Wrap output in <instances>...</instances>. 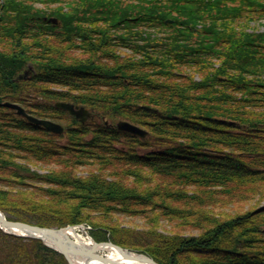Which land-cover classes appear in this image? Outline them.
<instances>
[{"label": "trees", "instance_id": "16d2710c", "mask_svg": "<svg viewBox=\"0 0 264 264\" xmlns=\"http://www.w3.org/2000/svg\"><path fill=\"white\" fill-rule=\"evenodd\" d=\"M263 21L264 0H0V210L158 264H264ZM0 264L68 262L0 229Z\"/></svg>", "mask_w": 264, "mask_h": 264}, {"label": "water", "instance_id": "95a60500", "mask_svg": "<svg viewBox=\"0 0 264 264\" xmlns=\"http://www.w3.org/2000/svg\"><path fill=\"white\" fill-rule=\"evenodd\" d=\"M50 21L56 23L55 18H50ZM26 72V71H25ZM6 106H13L16 108L17 113H24V109L21 106H17L13 103H4ZM55 104L60 107L66 109L69 114L75 115L81 122L85 121V119L90 115L89 110L85 107L70 104L68 102H55ZM27 117L38 124H42L44 127L51 131L60 132L62 127L51 120L48 119H39L34 116ZM116 127L127 132H132L138 135H145L144 130L133 123H128L124 120H118ZM68 227H52V226H41L37 224H31L28 222H23L19 220H9L7 216L3 212L0 211V228L2 231L9 233L11 235L22 236V237H31L40 239L46 246L52 247L57 252H60L67 260L69 264H121L119 261L115 259L109 258L108 255L103 253V248L109 246L116 248L123 258L138 260L144 264H158L152 257L147 254L132 252L128 248H123L118 244H115L110 241H101L92 244L91 248L83 247L82 245H77L73 239L64 234V231L67 230ZM102 253V254H101ZM92 256V257H91Z\"/></svg>", "mask_w": 264, "mask_h": 264}, {"label": "rangeland", "instance_id": "374dc122", "mask_svg": "<svg viewBox=\"0 0 264 264\" xmlns=\"http://www.w3.org/2000/svg\"><path fill=\"white\" fill-rule=\"evenodd\" d=\"M59 5V3L56 5H53V6H58ZM51 18H53V17H51ZM49 20H50V18H49ZM54 23V22H53ZM263 23H264V21H263ZM260 28L262 29V30H264V26L263 25H260ZM31 64H29L28 65V67L26 68V69H24L23 71H21L18 75H17V77H19V78H24V77H28V75L30 74L29 72H30V68H31ZM26 71V72H25ZM63 101V100H62ZM62 101H60V102H62ZM9 103H13V104H16L17 106H20V104H18V103H16V102H11V101H8ZM8 102H4V103H8ZM55 102H57V101H55ZM55 102H54V104H55ZM59 102V101H58ZM64 102H68V103H70V104H75V103H71V102H69V101H64ZM5 105V104H4ZM56 105V104H55ZM76 105H79V104H76ZM57 106V105H56ZM80 106H82V105H80ZM7 107H11V108H13L14 110H17L16 108H14L13 106H7ZM22 107V106H21ZM83 107H85V106H83ZM23 108V107H22ZM86 108V107H85ZM24 109V108H23ZM87 109V108H86ZM88 110V109H87ZM90 112V111H89ZM69 113V112H68ZM19 114V113H18ZM90 115L85 119V121L86 120H88V119H90V118H93V114L90 112L89 113ZM71 115V114H70ZM72 116H75V115H72ZM76 117V116H75ZM77 118V117H76ZM78 119V118H77ZM49 120V119H48ZM79 120V119H78ZM118 120H121V119H118ZM118 120H116V121H114V124H115V126H116V124H117V122H118ZM52 121H54V122H56V123H58L61 127H62V130L60 131V132H56V131H52V132H56V133H61L62 131H63V126L58 122V121H55V120H52ZM80 121V120H79ZM85 121H83V122H85ZM125 121V120H124ZM81 122V121H80ZM82 122V123H83ZM127 122V121H126ZM129 123V122H128ZM135 125V124H134ZM49 130V129H48ZM51 131V130H50ZM50 167V166H49ZM52 167H54V165H52ZM51 167V168H52ZM38 169L39 170H41V171H44V169H45V167L43 166H38ZM77 173H78V175H82V176H85L87 173H88V169L86 170V169H84V168H79V170L77 171ZM261 204H262V202H261ZM1 211V210H0ZM1 212H3V211H1ZM4 213V212H3ZM5 214V213H4ZM6 216V215H5ZM8 218V217H7ZM9 219V218H8ZM124 219V222H126V224L127 225H129V226H132L133 228L135 227V228H138V229H141L142 228V226H144V224H146V221L144 220V219H142V218H140V217H127L126 216V218H123ZM10 220V219H9ZM68 225H71V227L72 228H74V229H76L80 234H82L83 235V238H86V239H89L90 238V236H91V234L90 233H86L85 231H87V232H90V230H91V225H89V224H87V223H79V224H75V225H73V224H68ZM52 227H54V226H52ZM62 227H64V228H66V227H68V226H62ZM57 228V227H56ZM1 229V228H0ZM5 232V231H4ZM9 234V233H8ZM20 237H22V236H20ZM26 237V236H25ZM25 237H23V238H25ZM92 237V236H91ZM28 238H31V237H28ZM38 239V238H37ZM40 240V239H39ZM93 240H94V238H93ZM95 241V240H94ZM103 241V240H102ZM105 241H109V240H105ZM96 242H98V241H96ZM111 242V241H110ZM113 242V241H112ZM43 243V242H42ZM114 243V242H113ZM44 244V243H43ZM116 244V243H115ZM45 245V244H44ZM46 246V245H45ZM48 246V245H47ZM49 247V246H48ZM52 248V247H51ZM126 248V247H125ZM129 249V248H128ZM129 250H131L132 252H139V251H137V250H132V249H129ZM103 253H105L106 254V252L105 251H103ZM139 253H143V252H139ZM102 254V253H101ZM144 254H147V253H144ZM147 255H149V254H147ZM150 256V255H149ZM151 257V256H150ZM69 264V263H68Z\"/></svg>", "mask_w": 264, "mask_h": 264}, {"label": "bare ground", "instance_id": "6f19581e", "mask_svg": "<svg viewBox=\"0 0 264 264\" xmlns=\"http://www.w3.org/2000/svg\"><path fill=\"white\" fill-rule=\"evenodd\" d=\"M86 233H89L87 231H85ZM64 234L71 237L73 239V241H75V243L77 245H82L83 247L86 248H91L92 244L94 243L93 237L90 236L89 239L83 238V235L80 234L76 229L69 227L67 230L64 231ZM106 252V255L109 256V258H111L112 260L115 259L117 261H119L121 264H144L141 261L138 260H131V259H127V258H123L122 255L119 253V251L116 248H112V247H105L103 248ZM92 257V256H91Z\"/></svg>", "mask_w": 264, "mask_h": 264}]
</instances>
